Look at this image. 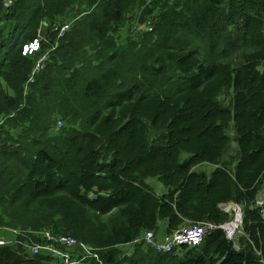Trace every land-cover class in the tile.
Instances as JSON below:
<instances>
[{"label": "trees", "instance_id": "16d2710c", "mask_svg": "<svg viewBox=\"0 0 264 264\" xmlns=\"http://www.w3.org/2000/svg\"><path fill=\"white\" fill-rule=\"evenodd\" d=\"M1 120L2 237L71 234L106 264H264V0H0ZM229 203L242 207L232 239ZM162 220L163 234L216 228L195 247L137 243L127 256L144 232L162 236ZM20 249L0 247V264L53 260Z\"/></svg>", "mask_w": 264, "mask_h": 264}, {"label": "built area", "instance_id": "2783aa9c", "mask_svg": "<svg viewBox=\"0 0 264 264\" xmlns=\"http://www.w3.org/2000/svg\"><path fill=\"white\" fill-rule=\"evenodd\" d=\"M17 0H2L5 8H11ZM71 24L55 25L54 31L57 33V39L65 36ZM150 30L153 29V24L149 23ZM42 36V35H41ZM45 38H38L24 46V54H33L41 49V41ZM50 50L44 52L40 60L36 63L31 76L27 82H34V78L38 72L44 67V62L48 57ZM2 123V120L0 121ZM62 122H59L61 125ZM229 211L236 213V219L227 221L221 228H223L227 237L232 239L239 232V227L242 224V207L237 203H230ZM255 206L263 208L264 214V199H258ZM216 226L212 223L190 224L180 229L165 233L161 237L156 231L148 230L144 232L139 238L134 240L132 244L142 242L144 246L151 247L160 253H171L181 249L184 246L195 247L202 243L204 236L210 230L215 229ZM14 237L0 238V247L14 246L21 248L23 254L28 255L29 258H36L41 254L50 255L53 260L60 264H106L102 254L101 248L94 247L89 243L78 240L71 234H55L50 229L43 230H21L10 229ZM40 239V240H38ZM60 260V262H59Z\"/></svg>", "mask_w": 264, "mask_h": 264}, {"label": "rangeland", "instance_id": "374dc122", "mask_svg": "<svg viewBox=\"0 0 264 264\" xmlns=\"http://www.w3.org/2000/svg\"><path fill=\"white\" fill-rule=\"evenodd\" d=\"M40 37L45 38V40H48L47 36L45 34H43V33H42V36L40 35ZM229 132H230V135H231L232 139L234 140L235 129H234L233 125L230 126ZM233 140H232V142L230 144V148H229V151H228V153L226 155V158H231V156H233L235 158V156L237 155V153L235 151L237 149V144ZM214 169H215V167L212 164H202V165H199V166L196 167L197 171L205 172L207 175H210L214 171ZM147 183L159 195L163 194L167 190V188L165 187L164 183L158 177H150V178H148L147 179ZM262 185H263V187L261 186L262 190L259 193V198L260 199H264V184H262ZM222 208L225 210V212L228 213L229 216H231L230 219L233 218L232 219L233 221L236 219V213L233 214L232 212L229 211V209H230V205L229 204H223ZM164 226H165V221L162 220V222H160V228H161L160 235L161 234L163 235ZM2 236L9 237L10 234L8 232L0 230V238ZM140 243L142 244V242H140ZM134 245L135 244H131V245L128 244V245L122 247V249L127 254V256L133 255L132 252H133V249H134ZM143 248H144V250L146 252L150 251V249L148 247L144 246ZM48 263L49 264H60V263H57L55 260H52V261H50Z\"/></svg>", "mask_w": 264, "mask_h": 264}, {"label": "water", "instance_id": "95a60500", "mask_svg": "<svg viewBox=\"0 0 264 264\" xmlns=\"http://www.w3.org/2000/svg\"><path fill=\"white\" fill-rule=\"evenodd\" d=\"M93 197L96 198L97 197V194H94Z\"/></svg>", "mask_w": 264, "mask_h": 264}, {"label": "clouds", "instance_id": "9594fccd", "mask_svg": "<svg viewBox=\"0 0 264 264\" xmlns=\"http://www.w3.org/2000/svg\"><path fill=\"white\" fill-rule=\"evenodd\" d=\"M230 204V203H229Z\"/></svg>", "mask_w": 264, "mask_h": 264}]
</instances>
